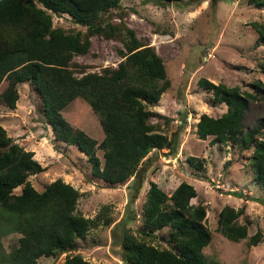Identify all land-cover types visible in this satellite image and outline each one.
Here are the masks:
<instances>
[{"label":"trees","instance_id":"1","mask_svg":"<svg viewBox=\"0 0 264 264\" xmlns=\"http://www.w3.org/2000/svg\"><path fill=\"white\" fill-rule=\"evenodd\" d=\"M121 1L0 0V86L7 81L0 97L10 109H16L19 85L29 84L37 92L39 109L52 125L56 140L78 146L93 177L110 187L132 179V187L138 189L150 155L168 149L176 156L180 134L178 130L170 137L152 121L159 114L151 108L161 100L171 80L155 46L138 37L123 20L124 15L119 16L120 22L106 17ZM149 1L165 7L183 0ZM247 3L264 9V0ZM55 15H67L86 30L56 26ZM251 25L258 34L256 46H264V22L252 21ZM94 35L122 43L117 47L122 57L117 67L92 72L87 71L91 65L75 61L76 56L89 52ZM260 67L264 74V61ZM199 86L211 94L213 103L225 104L227 110L218 117L202 114L197 134L204 140L211 137L213 145L232 143L252 149L254 181L264 188V118L252 128L245 124L249 104L258 99L264 82L259 80L252 84L253 91H245L203 77ZM79 97L100 118L105 132L101 142L72 126L63 115ZM34 156L35 152L16 143L0 123V264H39L42 257L75 251L92 228L114 222L110 205L102 206L95 217H86L78 208L82 192L62 178L38 190L30 176L46 167ZM187 161L194 169L205 170L201 158L190 156ZM196 196L195 186L187 181L171 194L150 181L140 215L142 224L134 230L125 228L121 236L124 264H225L209 260L204 252L213 232L206 223L207 208L191 202ZM244 214V207L224 206L217 230L232 241L248 238L249 246L258 245L263 232L258 230L249 237L252 221L247 217L242 222ZM12 233L21 236L6 253L1 239ZM63 264L95 263L81 254H68Z\"/></svg>","mask_w":264,"mask_h":264},{"label":"rangeland","instance_id":"2","mask_svg":"<svg viewBox=\"0 0 264 264\" xmlns=\"http://www.w3.org/2000/svg\"><path fill=\"white\" fill-rule=\"evenodd\" d=\"M121 15L138 37L155 46L164 59L171 86L151 108L159 114L152 121L170 137L179 130V151L176 156L170 155L168 149L154 151L144 167L140 188L132 187V179L125 185L110 187L92 176L88 159L78 146L56 140L52 125L39 109L37 92L29 84L19 85L16 109H10L0 97V123L16 143L35 152V159L46 167L42 173L30 176L38 190L62 178L82 192L78 208L86 217H95L104 205L112 208L114 222L110 226L101 223L89 231L85 240H79L77 250L42 257L39 264H63L68 254H81L95 264H124L121 236L125 228L134 230L142 224L140 215L150 181L169 194L183 181L195 186L197 196L191 202L207 208L206 223L213 232L212 242L204 249L209 260L264 264V188L254 181L250 163L253 150L232 143L213 145L211 137L204 140L196 132L202 114L218 117L227 110L225 104L212 102L211 94L199 86L201 78L240 86L245 91H253L252 84L259 80L264 82L260 67L264 46H256L258 34L251 25L252 21L264 22V9L248 5L247 0H183L165 7L149 0H122L120 7L106 17L120 22ZM54 24L86 30L67 15H55ZM91 40L89 52L76 56L75 61L91 65L87 71L92 72L117 67L122 60L117 47L122 43L102 35H94ZM6 86L4 81L0 96ZM258 93L245 114L247 128L264 118V87ZM63 115L72 126L98 142L104 139L99 116L83 98L72 101ZM98 154L103 157L102 150ZM190 156L204 160L205 170L191 167L187 161ZM20 192L21 188H17L16 193ZM226 205L245 208L240 220L248 217L252 221L249 237L258 230L263 232L258 245L249 246L248 238L232 241L217 230L219 212ZM20 236L12 233L1 239L6 253L13 250Z\"/></svg>","mask_w":264,"mask_h":264}]
</instances>
